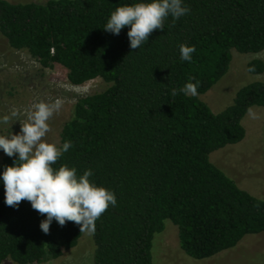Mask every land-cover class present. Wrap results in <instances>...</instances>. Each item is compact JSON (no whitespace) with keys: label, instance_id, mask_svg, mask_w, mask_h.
Segmentation results:
<instances>
[{"label":"trees","instance_id":"1","mask_svg":"<svg viewBox=\"0 0 264 264\" xmlns=\"http://www.w3.org/2000/svg\"><path fill=\"white\" fill-rule=\"evenodd\" d=\"M140 0H0V33L44 69L61 65L81 86L102 79L107 88L83 96L61 132L72 147L53 165L91 169L90 182L116 196L96 220L94 264H154L156 234L170 220L182 250L197 260L232 250L264 233V199L253 196L217 167L210 155L242 142L247 109L264 108V82L241 87L231 105L214 113L200 96L229 71L232 51H264V0H183L190 12L172 27L154 30L130 48L129 26L119 35L103 28L120 6ZM195 46L191 62L180 45ZM264 73V61L248 64ZM194 77L198 95L172 96ZM17 156L0 161V264H42L79 243L80 226L53 220L49 234L30 202L5 204L2 174ZM258 205V206H257Z\"/></svg>","mask_w":264,"mask_h":264},{"label":"rangeland","instance_id":"2","mask_svg":"<svg viewBox=\"0 0 264 264\" xmlns=\"http://www.w3.org/2000/svg\"><path fill=\"white\" fill-rule=\"evenodd\" d=\"M11 3L44 2L46 0H7ZM264 61V51L258 54H242L232 51L228 73L207 93L200 96L214 113H219L232 104L237 91L253 82H264V73L251 74L248 64ZM107 88L102 79L73 86L68 80V70L61 65L44 69L26 50L10 47L0 33V118L12 108L23 111L33 103L44 100H63L60 111L48 121L51 131L44 138L49 143L61 145L62 129L71 117L78 99L99 93ZM259 119L248 115L243 119L245 139L217 150L210 155L211 161L234 179L244 190L264 199V108L253 107ZM20 123H0V135L20 133ZM6 154L0 149V161ZM95 244L92 234L86 232L78 245L65 251L60 258L42 264H94ZM152 255L154 264H264V233L246 236L235 248L213 258L197 260L189 257L181 248L178 227L170 220L154 237ZM3 264H16L11 260Z\"/></svg>","mask_w":264,"mask_h":264},{"label":"clouds","instance_id":"3","mask_svg":"<svg viewBox=\"0 0 264 264\" xmlns=\"http://www.w3.org/2000/svg\"><path fill=\"white\" fill-rule=\"evenodd\" d=\"M190 8L183 5V0H140L132 5L117 7L107 20L104 30L119 35L126 26L130 27L127 36L130 48L139 49L149 40L154 30H164L166 19L171 16L174 27L176 21L188 14ZM180 59L191 62L195 46L181 44ZM249 68L248 71H254ZM189 78L180 89H173L172 96L183 93L185 96L198 95L197 83ZM60 98L52 102L40 100L21 111L12 108L8 115L0 118V123H20V133L0 135V149L8 157L17 156L12 166H5L2 180L5 189V204L16 208L21 201H28L31 207L46 219L41 221L40 228L49 234L53 220L60 226L71 221L80 226V233L94 234L96 220L107 211L109 205H116V196L102 186L90 182L91 169L77 175L75 167L61 165L58 170L53 165L63 153L72 147L66 141L58 147L44 138L51 131L48 121L63 106ZM251 119H259L253 107L247 109ZM258 206V205H257Z\"/></svg>","mask_w":264,"mask_h":264}]
</instances>
